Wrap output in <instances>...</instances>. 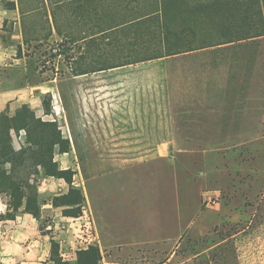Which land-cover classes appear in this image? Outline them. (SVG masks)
Returning <instances> with one entry per match:
<instances>
[{"label":"crops","instance_id":"crops-1","mask_svg":"<svg viewBox=\"0 0 264 264\" xmlns=\"http://www.w3.org/2000/svg\"><path fill=\"white\" fill-rule=\"evenodd\" d=\"M174 1L0 0V120L3 114L15 117L28 108L62 133L68 148L57 145L54 162L64 168L79 167L74 185L87 197L102 250L111 253L105 260L126 258L130 252L146 254L139 250L144 246L168 249L151 246L144 238L126 244V231L115 229L116 225L124 219L129 227L137 226L143 214L157 211L154 204L139 199L141 188L156 189L155 195L164 189L169 197L165 208L174 212L181 182L178 169L163 175L164 163L172 161L181 148L210 146L202 115H197L199 120L195 114L181 118L177 90L172 82L165 85L158 69L172 57L142 61L144 32L126 24L146 18L159 4ZM41 51L49 54L47 64L56 72L40 66ZM24 132L20 130L19 135ZM1 138L0 123V144ZM14 146L23 148L16 141ZM83 165H91L89 172ZM119 178L125 180V204L116 210L101 200L112 196ZM70 188L64 177H53L41 192L60 190L65 195ZM201 195L202 191L193 221L205 211ZM52 208L45 205L44 212L50 214ZM7 210L9 204L0 198L1 214ZM59 214H53L54 220L44 231L41 218L30 210L15 219L1 220L0 263L56 264V256L65 262L76 261L83 245L79 234L84 217L59 218ZM151 219L143 228L159 227L161 217ZM175 221L178 224L179 217L172 214L168 223Z\"/></svg>","mask_w":264,"mask_h":264},{"label":"rangeland","instance_id":"rangeland-1","mask_svg":"<svg viewBox=\"0 0 264 264\" xmlns=\"http://www.w3.org/2000/svg\"><path fill=\"white\" fill-rule=\"evenodd\" d=\"M210 1L175 0L168 3L174 15L175 28L196 32L201 35L202 44L205 37L208 38L207 43L225 41L231 14L227 7L223 10L220 4H215L214 8L206 7L204 3ZM38 58L45 70L56 72L54 66L47 64L50 56L46 51H41ZM168 60L171 62L158 69L163 72L165 85L172 82L177 90L181 118L201 114L209 136L207 139H211L210 146L181 148L172 161L164 163L163 175L178 169L181 182L179 200L176 196L174 198V212L165 208L169 197L164 189H158L155 195L153 192L156 189L147 192L141 188L139 199L146 204H154L157 211L143 214L137 226L129 227V221L125 224L124 219L116 225L115 229L126 231L123 233L126 244L144 238L151 246H165L169 250L144 246L139 250L146 254L130 252L126 258L105 260L111 253L104 252L98 244L104 255L101 264H264V37L203 48ZM30 114L32 112L28 108H23L15 117L9 115L8 121H4V128L31 126L30 136L24 132L21 137L18 130L12 131L13 146L15 141L17 146L19 143L24 147H28L30 142L36 144V151L21 155L22 160H19L25 165L18 172L22 177L32 176L28 210L41 218V230L44 231L47 224L56 218L57 214L54 217L53 214L60 213L59 218L66 215V207L61 199L62 191L41 192L42 187L53 177L65 178L66 175L76 181L75 176L80 170L77 171V165L65 166L66 169L58 163L47 169L49 172L56 171L57 175L49 176L47 170L31 166L52 156L56 132L55 127L43 126L40 120L29 122L27 117ZM87 166L91 165H83V169L89 172ZM8 168L11 166L8 165ZM35 173L36 176H33ZM115 180L116 189L112 191V196L105 201L102 198L101 203L121 210L125 204V180ZM201 191L205 211L193 221L200 205ZM208 192L222 194L217 206L207 207L204 204V196ZM0 198L17 206L8 194L2 193ZM48 204L53 206L50 214L44 212V206ZM88 210L86 197L81 216L84 217L83 225L88 221ZM172 214L179 217L178 224L176 221L173 225L168 223ZM153 215L161 217L159 227L155 230L148 226L143 228L144 223H151ZM113 219L117 221L118 217ZM162 241L166 244L162 245ZM79 247L86 248L85 245ZM136 248L132 246L133 250ZM77 259L68 263L76 264Z\"/></svg>","mask_w":264,"mask_h":264},{"label":"trees","instance_id":"trees-1","mask_svg":"<svg viewBox=\"0 0 264 264\" xmlns=\"http://www.w3.org/2000/svg\"><path fill=\"white\" fill-rule=\"evenodd\" d=\"M206 7L217 6L225 9L227 7L229 17V23L227 29L229 34L225 41L220 43H207L208 38L205 37V45L200 42L199 37L201 35L196 34L194 31H186L176 29V23L174 15L172 16L170 4L164 3L157 5V9L153 12H149L144 19L126 21V24L130 26L132 30L140 28L142 31L143 42L146 47V53L142 61L160 58H169L177 55L191 53L199 49L222 46L231 43H239L255 38L264 37V0H211L210 3H204ZM240 20V21H239ZM29 122L32 119L40 120L43 126H52L54 124L45 122L42 119H38L33 113L28 115ZM5 119L8 121L9 115L3 114L1 116V144H0V194H8L12 200H14L17 206L9 203V212L7 214H0V221L7 219H15L19 215V212L24 208L25 201H28L30 197V191L32 188V176H24L18 172L20 168L25 165L21 162L22 156L25 153L36 151V144L30 142L28 147H24L20 152L15 150L13 146V130H25L27 136H30L31 126L29 124L24 126H14L11 129L4 128ZM56 139L52 143V156L43 161L34 162L32 167L36 166L38 170L48 167L56 166L58 163L54 162V154L56 146L59 145L63 150L68 148V141L63 140L59 130L55 127ZM7 143L9 144L7 146ZM66 143V144H65ZM7 146V147H6ZM8 165L11 168H8ZM19 166V167H18ZM17 170V171H16ZM54 171V170H53ZM47 173L49 176H56L55 172ZM35 173L33 176H36ZM65 179L71 186L68 194L62 195L61 199L65 201L63 206L66 207V215L69 217H81L82 207L86 201L83 190L75 187L74 180L68 179L65 175ZM28 201V207H29ZM25 207L22 212L28 210ZM33 212V211H32ZM34 213V212H33ZM55 252L57 247L54 246ZM78 259L76 264H101L104 255L98 244L90 245L84 249H81L77 255ZM56 264H70L65 262L61 257H55Z\"/></svg>","mask_w":264,"mask_h":264},{"label":"built area","instance_id":"built-area-1","mask_svg":"<svg viewBox=\"0 0 264 264\" xmlns=\"http://www.w3.org/2000/svg\"><path fill=\"white\" fill-rule=\"evenodd\" d=\"M221 199H222V194L220 192H208L204 196V204L207 207H215L219 204ZM87 219H88L87 223L83 225L81 232L79 234V240L86 247L90 245L99 244L98 237H97L98 236L97 230L95 229V225L93 223L90 213L89 214L87 213ZM155 264H167V263L159 262Z\"/></svg>","mask_w":264,"mask_h":264}]
</instances>
